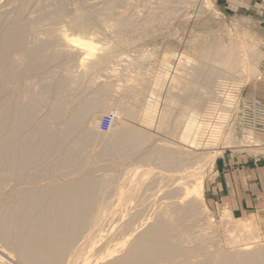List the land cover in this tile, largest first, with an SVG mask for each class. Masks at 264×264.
I'll return each mask as SVG.
<instances>
[{
	"label": "rangeland",
	"instance_id": "374dc122",
	"mask_svg": "<svg viewBox=\"0 0 264 264\" xmlns=\"http://www.w3.org/2000/svg\"><path fill=\"white\" fill-rule=\"evenodd\" d=\"M59 1H63L66 6L63 20L47 23L45 28L39 25L40 22L45 23L46 16L41 19L42 15L40 17L39 14L42 11L40 13L38 8L49 6L46 8L48 12H56ZM24 3L27 9L22 6ZM250 4L253 1L172 0L171 5L167 6L161 0H0V17L7 15L13 18L16 9H26L24 13L27 14H23L27 26L25 48L31 51L40 45L49 44L48 54L63 58L62 64L52 71L46 69L31 77L22 74L18 79L21 81H14L15 85L13 83L11 86L13 96L24 87L29 94L34 95L35 92H41L45 84L50 85L60 79L65 82V88L57 101L49 99L46 104L39 106V119L55 104H62L68 114L75 107H81L84 102L95 99L105 101L103 109L102 106L95 107L89 112L91 116L88 115V120L96 117L100 121L95 128L96 132H93V147L86 150L89 152L103 146L105 139L111 134V129L102 131L103 121L107 117L114 115L120 119L125 118L135 128L146 118L147 121L154 116L156 119V124H153L155 128H152L155 130L148 137L136 136L142 147L138 146L135 150L129 148L130 151L124 150L125 152H121L123 149L119 148L122 153L120 161L102 162L95 159L91 162L92 165L79 174L69 173L66 177H56L53 181L39 176L35 185L46 187L51 182L55 184L65 178L90 177L98 183L100 181L102 191H106V199L110 190L111 194L114 192L107 201L116 207L114 210L118 212L125 203L130 202L134 208L131 212L141 210L145 214L144 219L149 222L163 216L175 224L172 221L175 219L173 212L179 209L185 214L188 203H191L194 205V214L189 215L186 223L176 229L178 234L187 233L189 242L184 245L186 249L193 250L198 244L209 253L223 249L232 251L236 245L245 246L241 247L243 251H257L261 246L263 248L264 203L255 208L245 206L244 214L235 208V195L238 198L235 186L237 178L234 176L236 170L264 169V143H251L253 147L247 148L248 144L242 137L247 130L264 142V132L245 127L241 113L244 103L264 99V26L249 9ZM107 5L113 7L111 12L105 11ZM93 10L99 12V18L90 25L86 33L80 35L93 40L99 48L102 47L104 51L100 54L109 52L110 59L105 68L96 70L95 74L90 72V75L88 69L86 73V68L80 66L82 52L70 50L57 36L46 37L45 32L51 27L54 30L65 28L69 30L68 33L79 34L70 24L79 13L89 14ZM123 21H126L127 27ZM231 51L239 56L240 66L225 78L223 74L220 75L219 78H222L216 82L220 84L215 85L218 88L210 83L211 77L208 76L200 95L204 102L201 111L192 110L184 98L191 93V79L194 70L198 68L196 65H205L209 72L215 71L220 67L217 63L218 56ZM256 51L261 52V56L255 63L251 55ZM15 58L22 71L25 60L22 56ZM196 86L203 90L200 83ZM101 92L105 94L104 99L100 98ZM32 98V95L28 96L25 103ZM192 98L193 96L189 100ZM165 114L169 117V125L161 127L159 120ZM194 123L200 127L199 131L191 127ZM208 123L210 126L207 127ZM86 125L85 122L79 123L77 132H84ZM59 126L63 129V126ZM133 127H130L131 131L135 130ZM184 132L186 134L182 136ZM149 149H162L163 152L176 153L181 158H176L170 167L158 162H146L142 158L147 154L143 153ZM8 183L0 194V203L15 189L27 187L26 184L20 185L15 179ZM257 184L259 187L256 190L264 193V182L258 180ZM120 185L126 186L121 192L127 199L115 196ZM30 186L32 185L28 187ZM227 195H230V201ZM133 197L134 201L131 200ZM250 223L251 227L248 226ZM117 224L119 227L121 222ZM147 227L145 224L139 232ZM114 232L113 228L99 233L98 236L101 237L96 245L97 250L105 252L110 247L122 249L117 241L111 242V246L106 239L107 236H114ZM85 236L89 237V233ZM128 249H123L115 256L122 257ZM6 258L11 264L18 263L12 255Z\"/></svg>",
	"mask_w": 264,
	"mask_h": 264
},
{
	"label": "bare ground",
	"instance_id": "6f19581e",
	"mask_svg": "<svg viewBox=\"0 0 264 264\" xmlns=\"http://www.w3.org/2000/svg\"><path fill=\"white\" fill-rule=\"evenodd\" d=\"M27 2L30 4L29 1ZM161 2L168 6L171 5L172 0H161ZM24 5L25 3L22 6ZM24 7H20L19 10L16 9V14L13 13L15 16L11 14L13 18L7 17V15L0 17V194L4 192V188L9 184L8 182L13 181V179L20 185H27V187L13 189L14 191L9 197L1 200L0 252L2 254H0V264H11L6 258L10 255L16 258V261H18L16 264H264V247L262 248V246L257 251H250V249L243 251L241 247L245 246L238 247L236 245L232 251L223 249L222 251H212L210 253L202 248L200 244L193 250L190 248L192 252L186 249L184 245L189 242L186 236L187 233H179V235L176 229L182 223H186V218L189 215L194 214V205L191 203H188L185 214L179 209L173 212L175 219L172 221L175 224L171 223V220H167L168 218L165 219V217L158 215L153 221L149 222L144 219L145 214L144 212L141 213V210L140 212L134 210L132 213L131 211L134 208L127 200V203L118 212L114 210L116 207L114 206V208L110 202H107L114 192L111 194V190L110 192L107 191L109 197L106 199V191H102L100 181L99 184L96 182L97 180L95 181L90 177L76 179L73 175L75 178H65L66 180L64 179L55 184L51 182L46 187L35 185L38 183L39 176H44L46 180L53 181L56 177L63 178L69 173L79 174L81 170L92 165L91 162L95 159L102 162L106 160L120 161L122 159L121 152L124 150L130 151L129 148L138 149L139 140L136 137L137 135L148 137L155 130L152 128H155L153 124L156 119L155 116L152 120L148 118V121L146 118L135 128L125 118L115 117L110 128L111 134L105 139L104 145L98 147L94 152L86 150L93 147V132L100 121L96 117L88 120V115H90V110L95 107L102 106L103 109L105 101L95 99L84 102L80 105L81 107H75L68 114L62 104H55L49 108L44 117L39 119L37 117L39 106L46 104L49 99L53 102L57 101L65 88V82L60 79L50 85L45 84L44 89L37 92V94L35 92L34 95L29 94L24 87L13 96L11 86L14 81L16 83L21 81L18 79L22 74L31 77L46 69L52 71L62 64L63 58L60 55L48 54L49 44L40 45L31 51L25 48L27 26L23 14H27L24 13L27 8ZM111 7V5H107L105 11L111 12L113 10V7ZM46 8H38L39 12L42 11L41 14L38 12L40 17L42 15L41 19L46 16V21L44 20L45 23H36L43 27L47 23L62 21L66 14V6L63 1H59L56 12L54 10L48 12L49 10ZM98 13L97 10H93L89 14L79 13L74 18L70 25L79 34L68 33L69 30H65V28L54 30L51 27L46 29L45 32L46 37L57 36L70 50L82 52L83 57L81 56L80 66L86 68V73L88 69L89 74L103 67L105 68L107 61L110 59L109 52L104 55L100 54L101 51H104L102 47L99 48L93 40L80 35L86 33L90 25L99 18ZM125 22L122 23L127 27ZM127 23L129 22L127 21ZM16 56H22L25 60L22 71L16 61ZM251 56L256 63L260 59L261 52L256 51ZM240 57H242L241 54ZM217 63L220 67L211 72L205 69V65L204 67L200 64L196 65L198 68L194 70L191 79L193 83L191 93L184 98V101L190 105L192 110L201 111L200 108L204 102L200 95L204 91L203 83L208 76L211 77L210 83L215 86L220 84L216 83L217 80L222 78H219L220 75L223 74L225 78V76H228L227 74H233L240 66L239 56L233 51L218 56ZM221 66L225 69L222 70ZM245 69L247 70V68ZM251 69L254 68L251 67ZM40 75L42 76V74ZM199 83L202 86V91L196 86ZM27 94L33 97L32 100L26 101L28 104L25 103L26 98H28ZM103 96L105 94L101 92L100 98L104 99ZM192 96L193 98L190 101L189 99ZM162 115L159 125L166 127L169 125L167 120L169 117L166 116L167 114ZM81 122H85L87 125L86 128L84 127V132L78 133L77 126ZM59 125L63 126V129H60ZM192 125L191 127H194L195 131L200 130L197 123ZM208 126H210L209 123ZM130 127L135 130L131 131ZM150 128L152 130L149 132ZM185 134L184 132L182 136ZM242 135L243 140L248 145L250 144V146L247 145V148H251V143H264L261 138H257L251 131L246 130ZM140 139L142 140V138ZM143 140L145 142V139ZM119 148L123 150L120 152ZM143 154L147 155L142 160L158 162L167 167H170L176 158H181L176 153L163 152L162 149H149ZM91 173H93V170ZM131 182L133 181L131 180ZM29 185L32 186L29 188ZM124 187L126 186L121 187L120 185L119 188L117 187L118 190L115 191V196L118 199L121 197L126 198V195L121 192ZM134 197L131 199L132 201H134ZM165 214L163 215L165 216ZM119 222H121V225L119 224L118 227L117 223ZM145 224L148 225L145 228L146 230L143 229L139 232ZM248 226L251 227L252 224L250 223ZM113 228L115 229L114 236H107L106 239L109 240L110 244L117 241V245H121L122 249L110 247L105 252L102 249L97 250L96 245L101 237V235L98 236L99 233L101 234ZM86 233H89V237L85 236ZM127 247L129 248L128 252L126 251L127 253L122 257L115 256Z\"/></svg>",
	"mask_w": 264,
	"mask_h": 264
},
{
	"label": "crops",
	"instance_id": "0c3cea01",
	"mask_svg": "<svg viewBox=\"0 0 264 264\" xmlns=\"http://www.w3.org/2000/svg\"><path fill=\"white\" fill-rule=\"evenodd\" d=\"M250 1H253V4L249 5V9L255 17H258L259 23H262L264 26V1ZM234 176L235 178H237V184L235 186L238 192V198L237 195H235V208L238 212H242V214H244L246 209L245 206L249 208H255L258 207L260 204L264 203V193L258 192L256 190V188L259 187L257 184L258 180L264 182V169L255 171H251L247 168L242 170H236ZM228 198L230 201V195H227V199Z\"/></svg>",
	"mask_w": 264,
	"mask_h": 264
},
{
	"label": "built area",
	"instance_id": "2783aa9c",
	"mask_svg": "<svg viewBox=\"0 0 264 264\" xmlns=\"http://www.w3.org/2000/svg\"><path fill=\"white\" fill-rule=\"evenodd\" d=\"M241 113L245 127L251 128L256 132H264V99H253L244 103ZM114 120V115L107 117L103 121L102 131L110 130Z\"/></svg>",
	"mask_w": 264,
	"mask_h": 264
}]
</instances>
